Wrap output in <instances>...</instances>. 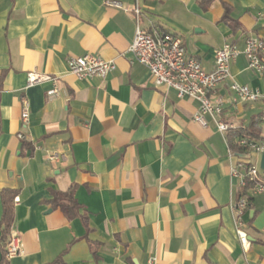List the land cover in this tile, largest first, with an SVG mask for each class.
<instances>
[{"label":"crops","instance_id":"crops-1","mask_svg":"<svg viewBox=\"0 0 264 264\" xmlns=\"http://www.w3.org/2000/svg\"><path fill=\"white\" fill-rule=\"evenodd\" d=\"M119 1L122 8L106 0H0V264H144L150 257L264 264V195H254L243 215L246 248L236 233L241 187L231 167L239 156L229 152L228 133L211 117L207 126L196 122L198 101L156 86L130 51L138 4L142 28L180 35L187 54L213 70L225 43L244 49L249 36L264 39V0ZM85 53L115 68L79 79L69 59ZM31 70L57 77L58 95L50 94L51 81L28 87ZM231 73L218 90L221 119L247 128L260 116L264 136V100L233 103L230 90L234 81L264 90V72L241 54ZM53 151L65 159L52 162ZM72 185L78 214L70 217L53 199ZM6 188L19 190L12 226L23 243L11 259L4 258Z\"/></svg>","mask_w":264,"mask_h":264},{"label":"built area","instance_id":"built-area-1","mask_svg":"<svg viewBox=\"0 0 264 264\" xmlns=\"http://www.w3.org/2000/svg\"><path fill=\"white\" fill-rule=\"evenodd\" d=\"M108 6L122 8L119 0H106ZM137 27L134 41L130 47L131 53L151 73L156 86L175 89L179 97H190L198 101L199 108L194 117L195 121L203 126L208 125L207 117H211L218 130L228 133L235 129L236 125L221 119L224 99L219 95V87L232 79L231 66L241 54L245 55L248 67L256 74L264 72V39L251 35L246 39L244 49H240L234 43H225L215 50L214 69L206 70L202 63L195 57L187 54L183 38L170 32L150 31L142 28L140 24L141 8L138 4L133 8ZM115 68L113 60H106L93 53L71 57L69 59V71L79 79H93L106 77ZM53 82L51 95H58V78L37 70H31L27 74V86ZM232 102L255 103L264 100V90L252 88L238 82L230 84ZM23 112L22 123L29 122V101L22 98ZM24 139V134L19 133ZM245 151L231 154L239 156V160L232 165L231 175L238 179L241 190L233 203L236 214V233L244 248L249 245L246 232L247 224L243 220L244 213L250 206L254 195H264V175L260 168V157L264 153V139H249L241 137L239 140ZM255 157L254 159L252 157ZM52 162H60L65 159V154L53 151L49 155ZM17 197L15 201H17ZM6 259H11L22 252L23 243L20 234L13 229L5 242ZM144 264H160L156 257H150Z\"/></svg>","mask_w":264,"mask_h":264},{"label":"trees","instance_id":"trees-1","mask_svg":"<svg viewBox=\"0 0 264 264\" xmlns=\"http://www.w3.org/2000/svg\"><path fill=\"white\" fill-rule=\"evenodd\" d=\"M210 1V0H208ZM227 19L226 17L224 18ZM234 27H237L234 25ZM261 117H255L247 128L236 127L228 132V141L231 149L240 153L245 151L244 147L240 145L239 140L241 137L249 139H264L261 135L262 127L260 126ZM264 175V171H263ZM18 189L6 188L1 191V199L3 204L2 223L4 225V238L7 239L10 229L14 222V201L18 195ZM53 205L61 207L70 217L77 215L78 203L75 198V186L72 185L67 191L57 192L53 199ZM4 258L5 249H4Z\"/></svg>","mask_w":264,"mask_h":264},{"label":"water","instance_id":"water-1","mask_svg":"<svg viewBox=\"0 0 264 264\" xmlns=\"http://www.w3.org/2000/svg\"><path fill=\"white\" fill-rule=\"evenodd\" d=\"M260 168L262 171H264V153H262L260 157Z\"/></svg>","mask_w":264,"mask_h":264}]
</instances>
